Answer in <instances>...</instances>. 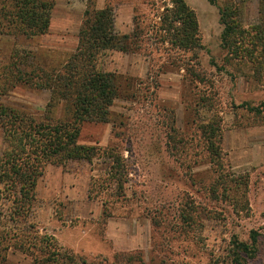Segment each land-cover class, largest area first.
<instances>
[{"label":"rangeland","instance_id":"374dc122","mask_svg":"<svg viewBox=\"0 0 264 264\" xmlns=\"http://www.w3.org/2000/svg\"><path fill=\"white\" fill-rule=\"evenodd\" d=\"M48 1L54 6L47 33L0 34V104L38 118L49 91L9 82L3 66L28 58L22 61L59 68L75 50L88 0ZM103 1L113 6L115 32L138 37L126 41L133 51H103L95 62L118 85L109 121L81 125L78 142L100 155L43 164L23 212H14L0 182V264H37L49 256L45 236L60 254L49 264H232L233 240L247 242L252 232L257 252L246 264H264V111L250 110L264 103V59H254L260 46L248 44L264 37V0H184L199 25L196 52L155 34L170 0ZM221 9L247 32L243 46L253 58L245 51L247 58L231 57L223 47ZM61 104L55 118L64 115ZM217 121L220 169L210 163L202 134ZM172 126L179 132L168 143ZM110 148L124 158L123 187L110 179L103 153ZM3 149L0 129V157ZM219 173L225 193L213 192Z\"/></svg>","mask_w":264,"mask_h":264},{"label":"trees","instance_id":"16d2710c","mask_svg":"<svg viewBox=\"0 0 264 264\" xmlns=\"http://www.w3.org/2000/svg\"><path fill=\"white\" fill-rule=\"evenodd\" d=\"M170 2L171 7L165 6L164 12L159 16L160 23L155 34L163 41L167 40L176 49L189 52L200 50L202 44L194 10L184 0ZM53 6L54 3L48 0H0V34L33 37L47 33ZM223 11L220 10L223 47L231 57L247 58L250 53L249 57L253 58V52L243 46L247 32L240 24H234L228 19V15ZM137 35V32L131 35L117 34L114 28L113 6L105 2L102 8H97L95 1L88 0L78 30L75 50L59 68L45 70L40 65L22 61H28V58L3 66L5 75L10 76L9 82L22 80L25 83H34L36 87L46 89L50 93L46 110L40 118L0 104V129L4 142L0 157V182L8 191L9 197H12L15 213L26 211L34 199V187L37 178L42 174L43 164L49 161L61 164L68 160L91 162L100 155V148L78 142L81 125L84 122L109 121L110 107L117 97L118 85L117 76L113 72L99 71L95 62L103 51H133V47L126 41L137 38ZM254 38L256 39L250 38L248 44L253 47L260 46V53L255 55L254 59L262 60L264 37L258 34ZM244 51L248 54L245 55ZM21 65L29 68L25 71L20 68ZM59 103H62L64 115L55 118L54 110ZM250 110L261 113L264 111V103L260 108L252 107ZM219 122H213L202 131L209 161L218 169L221 168L222 160ZM169 130L168 143L173 140L171 133L179 132L173 126ZM103 153L111 160L110 179L117 183L118 187H123L126 173L124 158L111 148ZM214 186L213 192L220 188L224 193L227 191V179L222 173L218 174ZM189 217L187 219L192 222ZM45 237L44 248L48 250L49 256L45 259L37 256V264H49L60 256L52 239ZM25 243L20 241L18 246L25 250L30 249ZM257 243L255 232L250 234L247 242L234 239L230 251L232 264H246L248 260L253 259L257 252ZM30 245L34 247L36 244Z\"/></svg>","mask_w":264,"mask_h":264},{"label":"crops","instance_id":"0c3cea01","mask_svg":"<svg viewBox=\"0 0 264 264\" xmlns=\"http://www.w3.org/2000/svg\"><path fill=\"white\" fill-rule=\"evenodd\" d=\"M104 1L103 0H96V7L97 8H102L104 6Z\"/></svg>","mask_w":264,"mask_h":264}]
</instances>
